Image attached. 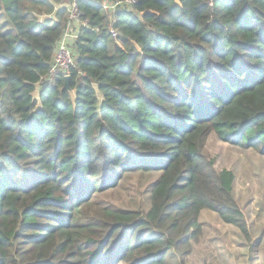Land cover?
Wrapping results in <instances>:
<instances>
[{"label": "trees", "instance_id": "16d2710c", "mask_svg": "<svg viewBox=\"0 0 264 264\" xmlns=\"http://www.w3.org/2000/svg\"><path fill=\"white\" fill-rule=\"evenodd\" d=\"M76 1L99 31L76 40L65 89L42 79L63 0H0V264H186L204 209L251 241L206 145L264 154V0ZM139 170L161 172L146 213L92 201Z\"/></svg>", "mask_w": 264, "mask_h": 264}, {"label": "rangeland", "instance_id": "374dc122", "mask_svg": "<svg viewBox=\"0 0 264 264\" xmlns=\"http://www.w3.org/2000/svg\"><path fill=\"white\" fill-rule=\"evenodd\" d=\"M63 2L68 8L72 0ZM38 95L39 89L34 92L35 97ZM206 153L219 171L234 174L235 198L250 219L253 238L248 241L217 212L204 209L199 217L201 232L197 240H191L186 264H264V154L232 145L215 133L208 138ZM160 176L158 171L127 172L115 187L96 192L92 201L100 207L144 214L151 207L152 190ZM171 264H180L179 258H171Z\"/></svg>", "mask_w": 264, "mask_h": 264}, {"label": "built area", "instance_id": "2783aa9c", "mask_svg": "<svg viewBox=\"0 0 264 264\" xmlns=\"http://www.w3.org/2000/svg\"><path fill=\"white\" fill-rule=\"evenodd\" d=\"M136 3L137 0H104L103 6L108 11L115 12L117 8H133ZM67 9L68 21L62 37L55 48L51 69L45 77H42V79L44 78L43 81H53L60 73L69 75L70 70L76 67L78 52L74 47L81 32L86 28L99 31V28L91 27L90 19L85 17L84 12L79 8L76 0H72V3ZM114 36H117L115 31Z\"/></svg>", "mask_w": 264, "mask_h": 264}, {"label": "water", "instance_id": "95a60500", "mask_svg": "<svg viewBox=\"0 0 264 264\" xmlns=\"http://www.w3.org/2000/svg\"><path fill=\"white\" fill-rule=\"evenodd\" d=\"M69 79H70V75H67L66 76V84H65V89H68L70 86H69Z\"/></svg>", "mask_w": 264, "mask_h": 264}]
</instances>
